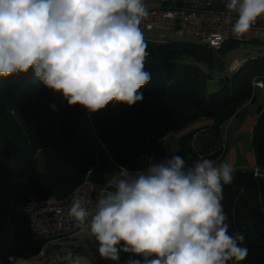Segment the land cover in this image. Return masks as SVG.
<instances>
[{"label":"clouds","instance_id":"obj_1","mask_svg":"<svg viewBox=\"0 0 264 264\" xmlns=\"http://www.w3.org/2000/svg\"><path fill=\"white\" fill-rule=\"evenodd\" d=\"M225 7L236 14L237 36L264 17V0H227ZM147 14L144 0H0V77L32 70L34 82L88 113L113 102L131 107L151 79L140 28ZM119 169L115 190L100 195L92 211L81 196L69 208L102 259L119 264L120 254L130 253L142 259L130 256L125 264H228L247 257L244 235L229 232L222 204L236 171L229 159L189 166L175 155L146 171ZM66 259L85 264L71 252Z\"/></svg>","mask_w":264,"mask_h":264},{"label":"trees","instance_id":"obj_2","mask_svg":"<svg viewBox=\"0 0 264 264\" xmlns=\"http://www.w3.org/2000/svg\"><path fill=\"white\" fill-rule=\"evenodd\" d=\"M145 42L157 64L145 68L151 79L139 90L143 100L131 107L113 102L88 114L98 149L78 131L80 106H69L60 93L34 82L32 70L0 77V174L5 175L0 178V258L25 256L38 248L39 240L26 222L28 199H61L87 177L89 169L93 184L104 186L105 156L133 172L146 171L151 164L175 155L189 166L201 158L224 157L220 128L239 107L253 100V80L262 83L264 92V54L249 57L229 72L219 58L237 41L220 49L201 42ZM204 120L212 123L181 136L176 151L160 144L167 131H181ZM250 143L258 172L236 168L233 182L224 185L222 204L229 232L244 235L241 246L248 249V255L241 262L264 264V103ZM37 153L44 158L42 171L37 170Z\"/></svg>","mask_w":264,"mask_h":264},{"label":"built area","instance_id":"obj_3","mask_svg":"<svg viewBox=\"0 0 264 264\" xmlns=\"http://www.w3.org/2000/svg\"><path fill=\"white\" fill-rule=\"evenodd\" d=\"M157 5L145 6L147 16L141 20L140 28L145 31H159L163 36L187 35L200 39L211 49H220L229 41L264 42V17L258 18L252 28L242 36L232 32L235 13H228L227 0H154ZM260 86L261 83H254ZM101 148H104L102 145ZM87 177L68 195L61 199H28L24 212L27 226L36 239L38 248L25 256L8 255L0 258V264H68L67 253L62 244L83 231L87 225H79L69 216V208L75 196L84 197L90 211L96 199L106 194L108 185L95 187ZM90 219V218H89ZM11 258V259H10ZM228 264H243L229 261Z\"/></svg>","mask_w":264,"mask_h":264},{"label":"rangeland","instance_id":"obj_4","mask_svg":"<svg viewBox=\"0 0 264 264\" xmlns=\"http://www.w3.org/2000/svg\"><path fill=\"white\" fill-rule=\"evenodd\" d=\"M157 3L154 0H150V6H155ZM144 35V40L150 38V41L153 43H163V42H169V41H189V42H196L200 43V39L194 36H187V35H167L163 36L159 31H145L142 30ZM264 54V42H261L259 40H250V42H239L238 45L232 46L229 49L225 50L222 53V57L220 56L219 60L223 61L225 70L229 72H234L236 69L243 63V61H246L251 56L257 55L258 53ZM157 55V54H156ZM157 64V57H155L152 53H149V56L145 62V68L151 67L152 65ZM261 83L259 80H253L254 83ZM254 103L253 105H257L258 103L261 104L262 100V90L260 89L262 87V83L260 86H257L254 84ZM260 87V88H258ZM253 106V107H254ZM80 117H79V123H78V131L81 135L87 136V142L88 144L93 147L94 149H98L99 147V141L95 136V133L93 131L89 115H87L86 110L82 109L80 107ZM232 127L229 128V123L226 122L222 125L220 128V144L224 148L225 157L224 159H232V150L230 149L232 146L236 149V157L237 161L236 164H239L240 166H246L248 163V155H253V151L251 148L250 143V136L248 130L245 131V136L242 134L240 141L237 142L236 136L232 133ZM183 131V130H181ZM188 131H184L181 133L180 131H167L162 137L165 135L167 136V139L161 141L162 137H160L159 142L163 146H165L169 151H176L179 147V140L181 136L186 134ZM200 138V137H199ZM104 151V150H102ZM106 153V152H105ZM104 153V154H105ZM223 158H221L223 160ZM106 162H108L107 157L105 156ZM36 164H37V170L42 171L44 169V158L41 153L36 154ZM115 170V171H114ZM248 170V169H247ZM117 170L116 167L111 166L108 164L107 168V174H116ZM258 171L256 170V173ZM5 177L4 173L1 172L0 178ZM108 177V176H107ZM3 188L2 183H0V189ZM84 235V234H83ZM83 235H79L77 238H82ZM90 241H92V238H89ZM82 240V239H81ZM88 249V248H87ZM88 251H91V248H89Z\"/></svg>","mask_w":264,"mask_h":264},{"label":"crops","instance_id":"obj_5","mask_svg":"<svg viewBox=\"0 0 264 264\" xmlns=\"http://www.w3.org/2000/svg\"><path fill=\"white\" fill-rule=\"evenodd\" d=\"M144 4L145 6H150V0H144ZM150 41V38L146 39ZM257 88V87H254ZM260 88V87H258ZM261 89V88H260ZM255 90V89H254ZM262 90V89H261ZM262 94V100H261V104L264 103V92H261ZM255 98V96H254ZM254 98L251 101L246 102L244 105H242L241 107H239L236 111V113L227 121L229 123V128L230 126L232 127V133L236 136V140L237 142L240 141L242 134L245 136V131L248 130V132H251L253 124L256 120V117L258 115V110L261 106L260 103H258L257 105H253L254 103ZM254 106V107H253ZM87 115L89 114L86 111ZM212 123L211 120H204V121H199L196 122L188 127H186L185 129H183V131H180L181 133H183L184 131H191L193 129H196L197 127L201 126V125H205V124H210ZM222 127V126H221ZM251 133H249L250 135ZM232 150V159L230 160L233 163L234 168H239V169H248V170H253L256 171L257 168L255 166V159H254V154L253 155H248V163L246 166H240L239 164H236V149L235 147H231L230 148ZM107 157V156H106ZM225 157V155H224ZM108 162H106V169L104 172V186L108 185L109 189L114 191V185L112 184V181L119 176L120 173V169L118 166H116L112 160L107 157ZM224 160V158H223ZM217 163L221 162L222 159H216L214 160ZM108 164H110L113 167H116L117 170L116 174H113V172H111V174H107V168H108ZM115 171V170H114ZM108 176V177H107ZM97 187V186H95ZM99 188V186H98ZM83 235L82 238H77L79 235ZM92 238V241H90L89 238ZM82 239V240H81ZM99 245L98 242L96 241L95 237L91 235L90 231L88 230V228L86 227L83 231L79 232L78 234H76L74 237H72L71 239H69L68 241H66L65 243L62 244V248L66 249L68 251H70L73 254V257L76 256H80L85 264H116V262L110 261V260H104L99 256V253L97 251ZM89 248H91V251H86ZM129 254L130 253H121L120 254V260H119V264H125V262L129 259ZM139 259H142L139 256H136Z\"/></svg>","mask_w":264,"mask_h":264}]
</instances>
